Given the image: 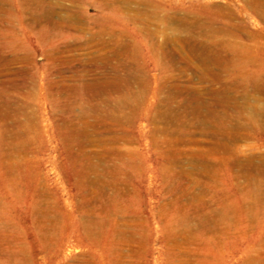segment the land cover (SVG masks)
Listing matches in <instances>:
<instances>
[{
  "label": "rangeland",
  "instance_id": "374dc122",
  "mask_svg": "<svg viewBox=\"0 0 264 264\" xmlns=\"http://www.w3.org/2000/svg\"><path fill=\"white\" fill-rule=\"evenodd\" d=\"M253 1L0 0V264H264Z\"/></svg>",
  "mask_w": 264,
  "mask_h": 264
},
{
  "label": "bare ground",
  "instance_id": "6f19581e",
  "mask_svg": "<svg viewBox=\"0 0 264 264\" xmlns=\"http://www.w3.org/2000/svg\"><path fill=\"white\" fill-rule=\"evenodd\" d=\"M247 1L249 2V0H247ZM252 1H253V0H252ZM253 2H254V1H253ZM253 2H252V3H253ZM252 3H251V4H252ZM256 3H258V2H256ZM259 3H260V2H259ZM260 5H262V4L260 3ZM250 6H251V5H249V8L254 7V6H252V7H250ZM255 8H256V7H255ZM211 33H212V32H211ZM210 44H212V43H210ZM212 45H213V44H212ZM214 46H215V44H214ZM210 48H211V47H210ZM218 49H219V48H218ZM215 50H217V49H215ZM208 51H209V50H208ZM218 52H219V51H218ZM67 99H68V98H67ZM67 103H69V102H67ZM64 104H65V103H64ZM66 105H67V104H66ZM8 106H9V105H8ZM7 108H8V107H7V103H6V104H3V103H2V105H0V109H1L0 111H2V109H4V110L6 109V110H7ZM10 110H11V109H10ZM4 112H7V111H4ZM10 112H11V111H10ZM1 114H3V112H2ZM7 114H8V113H7ZM2 116H3V115H2ZM2 116H1V117H2ZM0 120H1V119H0Z\"/></svg>",
  "mask_w": 264,
  "mask_h": 264
}]
</instances>
